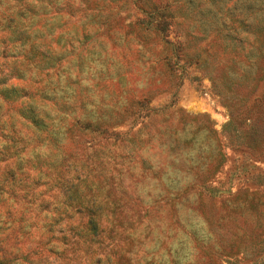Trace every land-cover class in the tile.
<instances>
[{
    "label": "rangeland",
    "instance_id": "obj_1",
    "mask_svg": "<svg viewBox=\"0 0 264 264\" xmlns=\"http://www.w3.org/2000/svg\"><path fill=\"white\" fill-rule=\"evenodd\" d=\"M263 67L264 0H0V264H264Z\"/></svg>",
    "mask_w": 264,
    "mask_h": 264
},
{
    "label": "trees",
    "instance_id": "obj_2",
    "mask_svg": "<svg viewBox=\"0 0 264 264\" xmlns=\"http://www.w3.org/2000/svg\"><path fill=\"white\" fill-rule=\"evenodd\" d=\"M264 69V67H263ZM264 70L256 77L258 80L259 77L263 74ZM258 85L257 81L254 83L253 89L257 90ZM253 89L251 91H253ZM246 98L244 99V101ZM248 115L245 117V120H241L245 123L239 122L240 127L236 128L233 124V120H228L225 124L226 129L232 132L229 138L230 142L233 144L244 145L250 148L251 152L259 155L261 152H264V90L260 93H257L254 96L253 102L251 103V107L244 109ZM249 177V176H248ZM252 177L253 182L258 185H264V175L262 176L260 173H256L254 175H250ZM201 185H204L200 192L201 198H205V196H215L224 194L223 188L217 186L207 187L206 186V175H201L198 179ZM228 193H230V189H226ZM225 191V192H226ZM246 191H242V193H236L232 200L236 203H241L246 200ZM230 198L224 197L225 202L229 201ZM229 205V203H227Z\"/></svg>",
    "mask_w": 264,
    "mask_h": 264
}]
</instances>
